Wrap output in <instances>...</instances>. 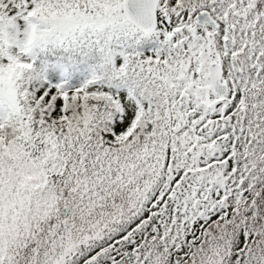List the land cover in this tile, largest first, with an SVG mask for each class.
<instances>
[{
    "label": "snow or ice",
    "instance_id": "6c2138e0",
    "mask_svg": "<svg viewBox=\"0 0 264 264\" xmlns=\"http://www.w3.org/2000/svg\"><path fill=\"white\" fill-rule=\"evenodd\" d=\"M0 264H264V0H0Z\"/></svg>",
    "mask_w": 264,
    "mask_h": 264
}]
</instances>
